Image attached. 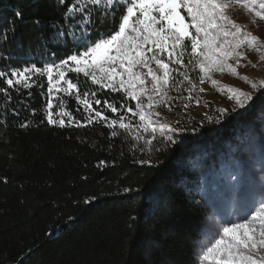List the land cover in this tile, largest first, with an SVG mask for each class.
<instances>
[{"label":"trees","instance_id":"1","mask_svg":"<svg viewBox=\"0 0 264 264\" xmlns=\"http://www.w3.org/2000/svg\"><path fill=\"white\" fill-rule=\"evenodd\" d=\"M74 2L0 0V71L43 68L77 54L73 36L56 40L52 26L79 35L63 18ZM124 11L118 6L113 18L96 22L88 34L114 33ZM189 73L196 83L199 73L191 66ZM29 77V88L9 87L0 77V264H198L210 209L203 199L213 200L219 180L245 188L254 161L264 172V134L257 133L264 124V93L245 112L210 120L191 117L183 96L171 97L165 106L181 118L182 128L169 141L143 129L127 111L136 101L123 90L68 72L108 121L92 113L89 122L76 89L52 103L47 74ZM109 103L119 111L111 112ZM48 111L57 123H49ZM121 118L128 128L110 126ZM257 183V190L264 188L262 179Z\"/></svg>","mask_w":264,"mask_h":264},{"label":"snow or ice","instance_id":"2","mask_svg":"<svg viewBox=\"0 0 264 264\" xmlns=\"http://www.w3.org/2000/svg\"><path fill=\"white\" fill-rule=\"evenodd\" d=\"M58 2L65 4L66 0ZM234 4L252 14L253 22L256 18L264 21V0H87L83 6L81 0H75L68 5L63 18L76 25L79 35L64 31L63 25L52 26L56 28L53 34L56 40L62 36H73L77 42V54H70L59 64L53 62L43 68L32 65L22 70L17 68L10 72L0 71V77L5 78L9 87L23 84L24 88H29L30 77L26 73L43 75L46 72L49 93L53 88L60 91L57 85L63 81L66 85L63 91L69 95L76 89V99L90 114L89 122L94 113L95 117L107 123V118L89 103L87 95L82 97L77 85L65 79V71L60 69L83 73L101 87L113 92L123 90L129 99L136 101L135 106L128 107L127 111L139 118L145 131L151 128L155 132L157 124L152 115L159 116V113L151 110L155 106L170 105L173 99L168 95L170 89L179 92L183 88L187 92V96L183 97L184 107L193 100L200 103L193 95L198 85L190 76L189 66L192 70H199V84L210 81L212 85H218L220 81L212 79L211 73H224L227 70L239 76L237 67L241 66V60L247 59L246 49L259 53V60L264 61V39L246 31L245 25L227 15V10ZM101 5L102 10L95 11ZM118 6L125 9L118 30L110 34H99L95 38L88 34L94 29L96 22L103 24L113 18ZM180 9L184 10L183 15ZM15 14L17 18L22 16L20 11ZM94 15L95 21L92 19ZM34 23L40 25L41 21L35 20ZM14 25L15 21H12L10 27L14 29ZM80 48L83 51H79ZM186 51L189 53L187 62L184 58ZM229 60H233L234 64L229 63ZM117 68L121 71L118 72ZM54 70L57 71L55 84ZM240 78L250 83L253 90H264V79L256 82L248 76ZM148 84L151 85L150 88ZM225 87L231 93L229 98L234 99L240 108H245L253 100L252 92ZM199 91L203 92L204 89L201 87ZM95 103L100 104L101 101L97 99ZM47 107L52 108L50 101ZM108 108L111 112L119 111L111 103ZM47 118L49 123H57L52 119L51 111H48ZM59 123L62 124L63 121ZM117 123L120 128L129 127L123 122V118L119 121L112 120L110 126ZM158 126L163 134L167 126ZM112 134L115 136L116 132L113 131ZM168 140L172 141V136H168ZM201 259H212L215 264H264V199L258 201L241 222H229L222 226L202 247Z\"/></svg>","mask_w":264,"mask_h":264},{"label":"rangeland","instance_id":"3","mask_svg":"<svg viewBox=\"0 0 264 264\" xmlns=\"http://www.w3.org/2000/svg\"><path fill=\"white\" fill-rule=\"evenodd\" d=\"M181 14H184V10L180 9ZM227 15L235 20L237 23L243 24L246 26L245 30L250 31L253 34L264 39V21L255 19L253 22L252 14L248 13L246 9L240 7L239 5H232L227 10ZM187 19V17H185ZM187 44L188 41H185ZM247 59L241 60V66L237 67V72L239 76L228 72L227 70L224 73L213 72L211 73L212 79L220 81L218 85H212L210 81H205L202 85L199 84V80L196 82L198 88L193 94L196 99L200 101L199 104L195 101L188 103L187 107H184L185 100L183 99L182 105L184 111H186L191 117L199 120H210L213 118H218L225 113L229 114H239L245 112L250 104L245 106V108H240L234 99H230L231 93L227 90L225 86H231L236 89H239L244 92H252L253 98L259 93H264V90L257 92L251 88V84L245 82L242 78L243 76H248L250 80L259 82L261 79H264V61L259 60V53H256L252 50H247ZM229 63H233V60H229ZM253 65H256L255 67ZM65 71V79L70 80L67 77L68 72L71 70L60 69ZM192 70V69H191ZM117 71L120 72L121 69L117 68ZM137 71H140L137 69ZM199 73V70H192ZM72 72V71H71ZM146 72V70H144ZM31 73H26L25 75L30 76ZM44 74H47L46 72ZM143 75V72H141ZM57 71H53V83H56ZM150 80V78H148ZM199 79V78H198ZM61 90L57 91L55 88L51 91L52 103L54 101H59L63 98L64 95H68L64 88L66 85L61 81L57 85ZM150 88L151 85L148 84ZM203 88L204 91L200 92L199 88ZM220 89V90H218ZM137 90H139V85H137ZM74 91V89H73ZM178 92V91H177ZM168 95L170 97H186L187 92L184 91L182 94H176V90H169ZM154 113L158 112L159 116L155 114L152 115L153 121L157 124L156 131L153 132L151 128L147 131L151 136H163L168 138L172 136L174 140H177L181 134L180 128H182V120L180 117L175 115L174 111L165 105L155 106L153 110ZM58 113L62 114V108L59 109ZM159 124H164L167 127L164 129L163 134L159 128ZM174 129V131H173ZM264 134V124L258 128V132ZM253 149H256V146L252 148L251 155L255 156ZM253 169L249 171L250 177L246 179L248 183H245L246 186L243 188V183L240 187H235L233 183L229 180H219V186L215 188L212 192L213 200L203 199L205 205L209 206L210 209L206 215L203 227L201 229V241L198 254V264H215V261L212 259L203 260L201 259V249L208 241L216 234L222 226L228 224L229 222H241L242 218L245 215H248L251 208L257 205V202L261 199H264V188L257 190V186L261 183V179L264 182V172L257 165V162L252 163ZM257 170L260 171V180H257ZM237 175V173H235ZM237 177V176H236ZM253 183V184H252ZM264 186V184H263ZM222 189V192L219 196L215 195V191Z\"/></svg>","mask_w":264,"mask_h":264}]
</instances>
